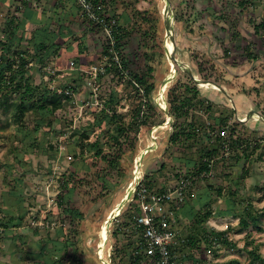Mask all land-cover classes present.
<instances>
[{
	"label": "rangeland",
	"instance_id": "374dc122",
	"mask_svg": "<svg viewBox=\"0 0 264 264\" xmlns=\"http://www.w3.org/2000/svg\"><path fill=\"white\" fill-rule=\"evenodd\" d=\"M18 1L21 0H0V25L10 6ZM54 1L36 2L38 7L28 17L32 22L30 28L39 24L47 26L50 31H57L62 26L69 27L72 34L67 30L61 32L56 39L62 45L61 56L48 61L46 68L41 70L36 64L30 78L40 91L47 87L58 89L70 86L72 93L66 108L55 113L52 130L34 131V116H27V129L17 136L8 140L3 137L10 132H0V219L7 220L11 215L17 218L25 213L20 227H14L6 234L0 229V264H35L40 258L38 251L41 245L50 260L55 256H64L63 264H78L77 260L84 264H114L111 258L116 241L113 223L124 206L132 201L131 195L128 199L125 196L135 179L136 170L142 177L146 170H157L164 163L165 167L155 173V178L158 186L173 187L176 184L175 173L182 170V159L178 153L172 154L171 150L164 152L172 122L168 115L161 127L138 135L136 150H126L121 155L118 168L109 172H106L105 162L92 157L93 152H82L84 147L79 143L83 134L88 135V139H83L84 143L96 140L107 149L110 126L106 125L103 129L97 127L103 115L102 109H105L108 119L115 114L126 120L128 116L125 113L135 106L137 100L128 81L114 71L102 74L97 81L92 80L91 75L105 65L102 47L106 37L96 26L83 21L76 0H60L66 9L53 7ZM129 1L113 3L109 14L115 15L120 25H125L133 22L130 15L138 10L146 13L150 24L137 17L138 25L127 38L121 53L131 71L142 72L146 65L152 66L154 78L161 85L173 75V79L165 85L162 97L159 96L160 89L153 96L155 104L166 110V90L178 76L173 73L174 64L168 55L164 1L141 0L134 5ZM169 1L171 11L168 20L174 32L176 59L189 66L198 78L197 70H201V75L209 82L222 85L235 102L233 106L238 118H245L250 111L264 112V31L255 33L254 30V25L263 19L264 0H247L248 5L244 7L238 5L241 0ZM54 10L59 11L58 15H54ZM77 13L79 17H76ZM26 46V43L21 45L22 48ZM245 46L254 52L256 58H247ZM82 70L87 72L83 76ZM201 90L212 91L207 92L212 99H221L213 92L216 90L213 87ZM4 120L0 110V121ZM247 123L249 130L264 135V126L256 118L247 120ZM147 148L152 150L143 154ZM249 167L251 176L238 193L262 211L264 161L249 164ZM95 172L97 176L104 175V178H97ZM71 173L91 181V188L81 187L71 203L73 208L80 210L83 218L67 221L60 211L56 216L50 213L65 191L59 188L60 181ZM103 181L107 190L103 189ZM208 183L224 188L223 194L227 196L228 181L222 177H211L194 185L190 198L178 210V221L173 222L175 231L183 234L184 228L190 224L186 213L191 206L195 211L201 207L200 199L208 191ZM12 190H16V194ZM209 210L213 215L204 226L209 231L226 232L230 245L212 243L202 246L199 256L205 259L204 264H264V228L258 229L253 225L244 228L240 226L238 217L225 216V198L216 196V191L211 194ZM105 224L107 229L100 250L101 231ZM62 225L72 231L69 238L73 244L69 248L60 244L62 233H56ZM134 239L132 233L118 235L123 246ZM252 248H256L262 261L254 260L249 254ZM195 254L199 259L197 252Z\"/></svg>",
	"mask_w": 264,
	"mask_h": 264
},
{
	"label": "trees",
	"instance_id": "16d2710c",
	"mask_svg": "<svg viewBox=\"0 0 264 264\" xmlns=\"http://www.w3.org/2000/svg\"><path fill=\"white\" fill-rule=\"evenodd\" d=\"M38 1L21 0L15 5H11L4 22L0 25V110L5 116V120L0 121V132L9 131L10 135L3 137L8 140L27 129L25 121L27 116H34V131L45 128L52 130L55 113L66 108L72 93L69 89L70 86L59 88L69 89V95L59 94L56 88L50 89L49 87L40 91L38 86L31 82L30 73L36 64L41 70V68H46L48 61L59 56L62 45L56 42V39L61 32L67 30L72 34L68 27L62 26L58 27L57 31H50L47 26L39 24L30 28L32 22L28 17L38 7L36 3ZM90 1L101 3L105 14L113 17L117 22L113 33V45L106 38L102 47L105 65L97 69L94 81L99 80L102 74L114 71L121 79L128 81L137 100L135 106L125 113L128 116L126 120L120 119L121 115L115 114L112 115V119L111 117L108 119L105 109H102L103 115L97 122V127L103 129L106 125L110 126L109 136L106 140L107 149L100 146L96 140L84 143L83 139H88V135H82V140L79 143L84 147L82 152L85 150L93 152L92 157L100 158L105 162L107 164L106 172H109L113 168H118L121 155L126 150H136L138 135L162 126L165 124L167 116L153 100L154 94L161 86L154 78L153 67L146 65L142 72L131 71L121 53L127 38L138 25L137 17L145 24H150L146 13L135 10L136 14L130 15L133 22L120 25L118 18L109 14L110 6L118 0ZM140 1L130 0L129 2L134 5ZM238 5L244 7L248 5V2L241 0ZM83 21L92 24L85 18ZM97 28L101 31L99 27ZM254 30L255 33L264 31V15L263 19L254 25ZM22 43H26L27 46L22 48ZM79 47L82 49V45ZM111 50L117 53L120 59L119 63L113 61V51ZM244 52L247 58H256L248 46L244 47ZM85 71H81L82 76L87 73ZM197 73L200 80L209 82L208 78L201 75V70H197ZM176 74L178 77L165 93L168 105L166 111L172 122L166 137L164 152L171 150L172 154L178 153L182 159L180 164L182 170L175 173V186H158L155 173L165 167V164L161 163L157 170H146L141 184L149 190L160 193L177 190L182 193V198L174 201L171 205L174 222H177L178 210L184 206L182 203L190 198V192L194 185L208 181L211 177H222L228 181L227 196L223 194L224 188L215 187L213 183L206 185L208 191L200 199L201 207L197 211L194 210V206L190 207L186 213L190 218V224L184 228L183 234L178 232L183 242L179 243L175 251L180 255L185 254L183 258L185 264H204L205 259L199 256L203 250L202 246L207 247L212 243L230 245L226 232L209 231L204 226V223L213 215L209 206L211 194L214 191H216V196L225 198V216L238 217L240 226L244 228L249 225L258 229L264 228V210L258 211L250 201L242 198L238 193L239 189L244 187L245 180L251 176L249 164L264 161V135H259L256 130H249L247 121H240L235 117L236 108L231 107V102L224 93L214 90L213 92L219 94L221 99L219 101L212 99L207 95V92L211 93L212 91L199 89L193 79L178 67ZM74 88L73 90H76ZM233 104H235L234 101ZM259 113L264 116V112ZM258 123L264 126L263 121L258 120ZM112 130L113 132H111ZM17 158L18 156L15 155V159L18 161ZM101 176H97L96 173L97 178H104V175ZM81 187L91 188V181L79 178L75 173L66 174L59 183V188L65 191L58 197L57 207L50 214L56 216L60 211L67 221L68 219L70 221V218L81 220L83 215L80 210L71 206L73 197ZM103 189H108L106 182L103 184ZM12 193L16 194V190H12ZM141 214L138 196L133 194L132 201L124 206L113 223V236L116 241L111 258L114 264H153L152 258L137 253L143 242L142 227L136 223L137 217ZM24 218L25 213L20 214L17 218L12 215L7 220L2 218L0 219V229L6 234L12 228L20 227ZM56 233H62L60 244L66 248L73 244L70 241L72 234L70 229L62 225L56 230ZM127 233L135 235V239L123 246L119 243L118 235ZM19 238L22 240L21 235ZM39 248L40 258L36 259L35 264H63L64 256H55V259L50 260L45 254V247L41 245ZM195 252L200 257L199 259H196ZM248 252L254 260L262 261L256 248H252ZM77 262L84 264L79 260Z\"/></svg>",
	"mask_w": 264,
	"mask_h": 264
},
{
	"label": "built area",
	"instance_id": "2783aa9c",
	"mask_svg": "<svg viewBox=\"0 0 264 264\" xmlns=\"http://www.w3.org/2000/svg\"><path fill=\"white\" fill-rule=\"evenodd\" d=\"M82 17L101 29L109 43L113 45V33L117 22L113 17L105 14L101 3L90 0H76ZM113 51V50H111ZM112 59L119 63L120 59L113 51ZM96 78V72L91 75ZM59 94H70V90H56ZM142 177L135 176L130 184L129 197L137 194L142 214L137 217L136 223L142 227L143 242L137 253H142L152 258L153 264H185V254H179L175 248L183 239L173 229L174 216L171 209L172 203L182 198V193L177 191L157 192L145 188L141 182Z\"/></svg>",
	"mask_w": 264,
	"mask_h": 264
},
{
	"label": "water",
	"instance_id": "95a60500",
	"mask_svg": "<svg viewBox=\"0 0 264 264\" xmlns=\"http://www.w3.org/2000/svg\"><path fill=\"white\" fill-rule=\"evenodd\" d=\"M164 1V4H165V12H164V24H165V33H166V38L168 39V43L170 44V49H169V58L171 60V62L174 64V74L176 73V68L178 67L179 69H181L182 71H184L189 77H191L195 83V85L201 89V88H205V87H202L200 84H204L206 85L207 87H213L215 88L216 90L224 93L227 98L229 99V101L231 102L232 104V108H234L233 106V100L231 99L230 95L228 94V92L226 91V89H224L222 86L216 84V83H211V82H205V81H202L200 80L197 75L193 72V70L187 66V65H183L181 64L177 59L176 57L174 56V45H173V40H174V32H173V28L171 26V23H169V20H168V14L170 13L171 11V4H170V1L169 0H163ZM173 79V75H170L165 81H163L161 87H160V90H159V96L162 97L163 93H164V90H165V85ZM162 110L165 112L166 115H168V112L162 108ZM254 115L257 116V120H261L264 122V116L261 115L260 113H257L255 111H250L249 113L246 114L245 118L243 119H240L238 118L237 116H235L238 120L240 121H247L251 118H255ZM161 127V126H160ZM152 149L150 148H147L144 152H142L143 154L148 152V151H151ZM129 198V193L126 194L125 196V199H128ZM120 206V204H119Z\"/></svg>",
	"mask_w": 264,
	"mask_h": 264
},
{
	"label": "bare ground",
	"instance_id": "6f19581e",
	"mask_svg": "<svg viewBox=\"0 0 264 264\" xmlns=\"http://www.w3.org/2000/svg\"><path fill=\"white\" fill-rule=\"evenodd\" d=\"M168 16H169V14H168ZM169 23H171L170 22V20H169ZM171 25H172V23H171ZM167 48H168V55H169V49H170V44L168 43L167 44ZM180 62V61H179ZM181 64H183V62H180ZM184 65V64H183ZM202 87H207L206 85H204V84H200ZM254 117L257 119V116L256 115H254ZM135 176L136 177H138L139 176V170L137 169L136 170V172H135ZM131 191V186L129 187V189H128V193ZM106 229H107V225L105 224L104 226H103V229H102V231H101V240H100V250L102 249V247H103V238H104V233L106 232Z\"/></svg>",
	"mask_w": 264,
	"mask_h": 264
},
{
	"label": "crops",
	"instance_id": "0c3cea01",
	"mask_svg": "<svg viewBox=\"0 0 264 264\" xmlns=\"http://www.w3.org/2000/svg\"><path fill=\"white\" fill-rule=\"evenodd\" d=\"M53 7H55L56 8V6H59V7H63V9H66V8H64V4L62 5V1H60V0H55L54 2H53V5H52ZM61 10V9H60ZM63 11H65V10H61V12H63ZM54 15H58V13H59V11H57V10H54ZM69 14H70V12H69ZM123 16V15H122ZM124 16H126L127 17V15H124ZM76 17H79L78 16V13H77V16ZM69 28V27H68ZM70 30V29H69ZM61 54H62V50H60V54H59V56L58 57H60L61 56ZM57 58V57H56ZM55 58V59H56Z\"/></svg>",
	"mask_w": 264,
	"mask_h": 264
}]
</instances>
